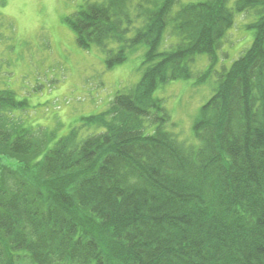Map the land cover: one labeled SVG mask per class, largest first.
Returning <instances> with one entry per match:
<instances>
[{
  "label": "trees",
  "instance_id": "obj_1",
  "mask_svg": "<svg viewBox=\"0 0 264 264\" xmlns=\"http://www.w3.org/2000/svg\"><path fill=\"white\" fill-rule=\"evenodd\" d=\"M227 2L90 0L66 16L108 68L146 49L140 80L62 136L10 124L23 104L0 90V264H264V0ZM251 9L253 41L219 72L199 144L185 146L153 93L190 78L198 54L204 81Z\"/></svg>",
  "mask_w": 264,
  "mask_h": 264
},
{
  "label": "rangeland",
  "instance_id": "obj_2",
  "mask_svg": "<svg viewBox=\"0 0 264 264\" xmlns=\"http://www.w3.org/2000/svg\"><path fill=\"white\" fill-rule=\"evenodd\" d=\"M86 1L90 0H0V90L12 91L23 104L4 113L10 124L33 130L35 139L44 132L55 131L56 137L66 134L83 117L106 110L119 89L141 78L145 45L112 68L96 47L85 50L77 45L65 17ZM234 4L235 0H228L227 7ZM257 16L255 9L234 14L217 61L204 81L198 76L210 66V59L198 54L190 64V78L171 80L155 89L154 96L163 100L169 115L165 130L185 146L199 144L194 121L212 96L219 72L251 45L254 29L250 25ZM170 45L171 40H165L161 49Z\"/></svg>",
  "mask_w": 264,
  "mask_h": 264
}]
</instances>
